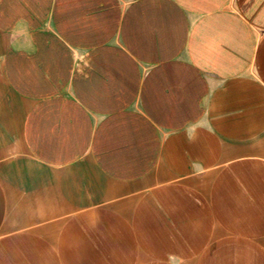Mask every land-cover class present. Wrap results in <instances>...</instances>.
<instances>
[{"label":"crops","instance_id":"0c3cea01","mask_svg":"<svg viewBox=\"0 0 264 264\" xmlns=\"http://www.w3.org/2000/svg\"><path fill=\"white\" fill-rule=\"evenodd\" d=\"M0 264H264V0H0Z\"/></svg>","mask_w":264,"mask_h":264},{"label":"rangeland","instance_id":"374dc122","mask_svg":"<svg viewBox=\"0 0 264 264\" xmlns=\"http://www.w3.org/2000/svg\"><path fill=\"white\" fill-rule=\"evenodd\" d=\"M2 91H3V101H4V104H7V102H9L10 99H11V97H10L11 95L7 91V89L5 88V84H3Z\"/></svg>","mask_w":264,"mask_h":264}]
</instances>
